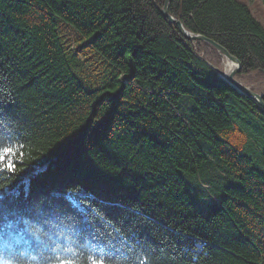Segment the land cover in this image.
Here are the masks:
<instances>
[{
  "label": "trees",
  "instance_id": "16d2710c",
  "mask_svg": "<svg viewBox=\"0 0 264 264\" xmlns=\"http://www.w3.org/2000/svg\"><path fill=\"white\" fill-rule=\"evenodd\" d=\"M163 4L0 0V264H264V108ZM169 12L264 88L246 2Z\"/></svg>",
  "mask_w": 264,
  "mask_h": 264
},
{
  "label": "water",
  "instance_id": "95a60500",
  "mask_svg": "<svg viewBox=\"0 0 264 264\" xmlns=\"http://www.w3.org/2000/svg\"><path fill=\"white\" fill-rule=\"evenodd\" d=\"M171 0H164L163 7L161 8V12L164 16L168 17L169 20L172 23H175L182 35L188 39H200L204 40L207 43L211 44L216 48V50L221 54L222 56V67L219 65L212 64L213 68L218 71L220 75H222L227 81H229L232 85H234L239 91L242 93L250 96L253 98L261 107L264 108V90L259 92L252 88L251 85L244 83L237 77V73L240 70V62L238 58L231 54L224 46H222L220 43L215 41L214 39L205 36L201 33L193 32L189 29H187L181 19L173 16L169 13V4ZM224 60H231L233 62V67L230 70H226L224 64Z\"/></svg>",
  "mask_w": 264,
  "mask_h": 264
},
{
  "label": "rangeland",
  "instance_id": "374dc122",
  "mask_svg": "<svg viewBox=\"0 0 264 264\" xmlns=\"http://www.w3.org/2000/svg\"><path fill=\"white\" fill-rule=\"evenodd\" d=\"M242 1L246 2L248 4V6L251 8L253 14L264 25V3L261 0H242ZM211 63L214 64L213 62H211ZM219 66L222 67V60H221V63ZM255 77H256V72H253L247 76L244 75V76L238 77V79H240L241 81H243L246 84L251 85L252 88L255 89L256 91L261 92V91H263L264 88H263L261 82H259V85H257L258 83L256 82ZM256 87H257V89H256Z\"/></svg>",
  "mask_w": 264,
  "mask_h": 264
},
{
  "label": "bare ground",
  "instance_id": "6f19581e",
  "mask_svg": "<svg viewBox=\"0 0 264 264\" xmlns=\"http://www.w3.org/2000/svg\"><path fill=\"white\" fill-rule=\"evenodd\" d=\"M226 68V70H230L233 67V62L231 60H224V64H223Z\"/></svg>",
  "mask_w": 264,
  "mask_h": 264
},
{
  "label": "snow or ice",
  "instance_id": "6c2138e0",
  "mask_svg": "<svg viewBox=\"0 0 264 264\" xmlns=\"http://www.w3.org/2000/svg\"><path fill=\"white\" fill-rule=\"evenodd\" d=\"M10 151H11V149H5V152H10ZM0 159H4V157H3L2 155H0ZM93 264H97V262L94 261ZM98 264H103V260H100V261L98 262Z\"/></svg>",
  "mask_w": 264,
  "mask_h": 264
}]
</instances>
